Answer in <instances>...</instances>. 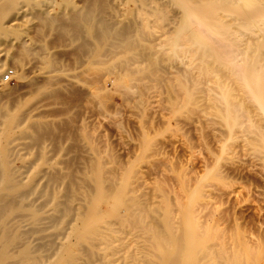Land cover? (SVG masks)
<instances>
[{
    "label": "rangeland",
    "instance_id": "rangeland-1",
    "mask_svg": "<svg viewBox=\"0 0 264 264\" xmlns=\"http://www.w3.org/2000/svg\"><path fill=\"white\" fill-rule=\"evenodd\" d=\"M177 1L0 0V73L13 68L0 83V152L22 194L0 187L8 262L68 263L75 250L82 264H166L179 249L172 264H264V71L256 52L236 56L264 30L229 7L210 11L207 29ZM225 24L248 39L217 38ZM185 32L209 44L207 60ZM74 215L101 235L79 241Z\"/></svg>",
    "mask_w": 264,
    "mask_h": 264
},
{
    "label": "bare ground",
    "instance_id": "bare-ground-1",
    "mask_svg": "<svg viewBox=\"0 0 264 264\" xmlns=\"http://www.w3.org/2000/svg\"><path fill=\"white\" fill-rule=\"evenodd\" d=\"M241 1H244V0H197V1H192V0H178L177 2H179L180 3V6L182 7V10L184 11V14H185V16L187 17V18H190V19H193V21L194 22H197L198 24H204L205 26H206V28L207 29H209V27H210V20H211V15L209 14L210 13V11H211V14H215V18H217V16H218V12H221V11H223V10H227L228 9V7H229V10H231V12L232 13H234V15L235 16H233V17H237V19L239 20V21H237L238 22V24L242 27V24H243V27L245 28L246 27V25H251L253 28H258V29H262V30H264V23L262 22V21H260V16L262 15V10L264 11V0H254L255 1V4L252 6V7H250V9L249 8H245V7H243L242 6V4L240 3ZM218 9H220L221 11H218ZM233 10V11H232ZM218 11V12H217ZM237 13V14H236ZM217 14V15H216ZM239 17V18H238ZM237 24V25H238ZM249 26H247V28L249 27ZM1 27V26H0ZM229 25L228 24H225V25H223L222 26V28H223V30L224 31H221L219 34H216V35H218L217 36V38L220 36V37H223L224 38V35H225V31L227 32V31H229L230 32V30H231V32L232 31H234V34L236 33L235 32V30H233V29H230V30H228L229 29ZM242 27V28H243ZM232 28V27H231ZM240 28V27H239ZM216 33H218V32H216ZM233 33V32H232ZM234 34H232V36L234 35ZM230 35H231V33H230ZM183 37H184V40L185 41H187L188 42V44H187V47H188V50L190 51V49L191 48H193V50H194V52L192 53V54H194L195 53V55L197 54L198 56L200 55V57H198V58H201L200 59V61L202 62V59L204 58L205 60H207L208 59V56H209V53H210V46H209V44L208 43H201V42H197V41H195V40H192L191 39V35L189 34V33H187V32H185V33H183V35H182ZM233 38H236V39H238L239 41H241L242 42V39L243 40H245V39H248L247 37H245L244 38V36H242L240 33H237V34H235V36L233 37ZM242 44L244 45V47H242V48H240V47H238V45L236 46V49H238V48H240L239 50H237L238 52H237V57H238V55L240 56V57H242V56H244V54L245 53H247V52H245V51H247V50H250L251 52L252 51H254V52H256V60H255V58H254V60L255 61H257V63L254 65V68H257V70L255 69L254 71H257V72H259L260 74L261 73H263V71H264V33H263V36L262 37H259L258 39H256V41L254 40H251V41H249V39L248 40H245V42H242ZM179 47H180V44H177V43H174L172 46H171V49H172V51L175 53V52H178V49H179ZM238 47V48H237ZM192 50V49H191ZM183 51V50H182ZM172 52V53H173ZM210 57V56H209ZM197 58V59H198ZM217 59V58H216ZM251 65H253V64H251ZM256 65H257V67H256ZM252 68V70H253V67H250V69ZM260 70H261V72H260ZM0 72H1V69H0ZM264 74H262V76H263ZM264 77V76H263ZM259 85L261 86L262 85V82L260 81L259 82ZM36 106V105H35ZM39 107L40 106H36V107H32V108H30V109H32V110H30L29 112H31V111H34V110H36V109H39ZM237 117V116H236ZM236 117H234V118H236ZM13 124V117L12 116H8V117H6V119H5V121H4V123H3V129H2V133H4V135L5 136H7V135H9V132H10V129H11V126H13L12 125ZM3 137V136H2ZM0 144H2L1 142H0ZM4 145V147L6 146V144H3ZM6 148L8 149V147L6 146ZM5 151V149H3V151H1L0 152V154L2 153V152H4ZM9 155V154H8ZM8 155H7V157H8ZM6 157V152H4L3 154H2V157H1V161H0V187H2V188H4V189H6V187H8V186H10L12 189H10V190H14V191H16L17 189H19L20 190V188H19V186L15 183L16 182V180L15 181H13L14 179H15V175L12 173V170L10 169V166H9V161H8V159H6L5 158ZM2 158H4V159H2ZM100 169V168H99ZM98 169V173L97 174H95L94 176H93V181H94V183H95V185H96V189H97V194H98V196L99 197H102V196H104L106 193H105V191L104 190H106L105 188H104V185H103V182H104V179H103V177H102V175L100 174L101 172V170H99ZM16 184V185H14V183ZM12 182V183H11ZM18 186V187H17ZM9 188V187H8ZM18 190V191H19ZM124 190V189H123ZM17 192V191H16ZM19 193H20V191H19ZM120 193H122V191H120ZM15 194V193H14ZM16 195V194H15ZM20 195H22V194H20ZM19 194H18V192H17V197H18V199H19V196H20ZM13 196V195H12ZM48 196H49V193H48ZM57 196V195H56ZM23 198V197H22ZM46 198V197H45ZM48 198V197H47ZM55 197H54V194H53V197H52V195L47 199V201L48 202H50L51 200L53 201L52 202V208L53 209H55V208H57L58 206H59V203L57 202V200L56 199H54ZM17 199V198H16ZM119 200V199H118ZM19 201V200H18ZM120 202V201H119ZM45 204V203H44ZM51 204V203H50ZM121 204H124V202H120V205ZM51 208V209H52ZM57 210V209H56ZM35 212V211H34ZM37 212V211H36ZM33 213V212H32ZM137 213H138V211H137ZM142 213V212H141ZM6 214V213H5ZM80 214V213H79ZM47 216H49V215H47ZM76 218H77V216L76 215H74ZM80 216V215H79ZM78 216V219L82 222L80 225V227H78L79 225H75L76 227H75V230H74V233H75V236L76 237H78V239H79V241H85V240H87L88 239V237L89 236H100L101 235V231L99 230L100 228H99V226H98V224L96 223V222H94V221H92L90 218H87V217H84L83 215H81L80 217ZM134 216H136V215H134ZM34 217V216H33ZM41 217V216H40ZM75 217H73V224H76V221L78 220V219H75ZM140 217V216H139ZM142 217V216H141ZM143 218V217H142ZM1 219V218H0ZM44 219V220H43ZM45 219H47L48 220V218L45 216L44 218H42V220L45 222ZM139 219H141V218H139ZM18 219H15V221H17ZM37 220V219H36ZM75 221V222H74ZM6 223V222H5ZM4 223V224H5ZM12 222H10V224H11ZM50 223V222H49ZM59 223H61V221H59ZM6 224H8V223H6ZM19 224H21V222L19 223ZM42 224H43V222H42ZM56 225H54V226H56L57 227V225H58V223H55ZM0 226H2L1 224H0ZM16 226H19L18 224H16ZM43 226V225H42ZM48 226V225H47ZM61 226V225H60ZM2 228V227H1ZM0 228V230L1 231H3L4 232V230L3 229H1ZM80 228V229H79ZM99 228V229H98ZM64 228L62 227L60 230H63ZM79 229V230H78ZM153 231H154V229H152ZM153 231H151L150 230V233H149V231H148V234H152V237L156 240V238L157 237H159V233L157 232V231H155V233L153 232ZM64 232H66V231H64ZM63 233V232H62ZM156 233H158V234H156ZM1 234H4V233H2L1 232ZM64 235H65V233H64ZM1 236V235H0ZM4 236L6 237V235L4 234ZM95 236V237H96ZM173 238H175L174 236H172ZM2 238H4L3 236H2ZM160 238L162 239V237L160 236ZM8 239H9V241H11L10 240V238L8 237L7 238V240L5 239V241H4V239L2 240V241H4L5 242V245H7V247L3 244V242L0 240V264H21L20 262H21V260L18 262H15V260H14V262H12V263H10V262H8V261H10L9 259H7L8 258V256L7 255H9L8 253V250H6V248H8L9 247V244L11 243H9L8 242ZM160 239H157V241H159ZM7 241V242H6ZM13 241V240H12ZM63 246V245H62ZM67 247H68V245H66ZM59 247L60 246H58V249H59ZM67 247L65 248H63V250H65V251H67L66 249H67ZM70 247V246H69ZM10 248V247H9ZM161 248V247H160ZM61 249L62 248H60V250L59 251H61ZM70 249H72V248H70ZM70 249H68V251L67 252H69L70 251ZM74 249V248H73ZM56 250V252H57V248L55 249ZM77 250V249H76ZM178 250V255H176L177 254V251H175V249H173V251H172V256L170 255V257H168V255H166L164 258H162V259H164V262L166 263V264H169V262H170V264H172V260H174V263H175V261H178L180 258H182V255H181V251L179 250V249H177ZM65 251H64V253H65ZM71 251H73V250H71ZM75 251V250H74ZM73 251V253H75L76 254V252H74ZM31 252V251H30ZM62 252V251H61ZM78 252V251H77ZM70 253V252H69ZM79 253H81V252H79ZM71 254V256H72V253H70ZM73 254V256H72V258H69V260L70 261H68V263H64V262H62L63 261V258L61 259L62 261H60V263H59V258H58V260L57 261H54L53 262V259H52V262L50 261V259L48 260V258L47 257H45V258H43V256H42V258L41 257H38L37 258V256H36V258H33L34 256L32 255V257H30V259H27V255L25 254V256H24V264H78V263H80V261H78V259H79V257L77 256L78 254ZM57 255V254H56ZM59 255V254H58ZM57 255V256H58ZM81 255H82V253H81ZM39 256V255H38ZM41 256V255H40ZM48 256V255H47ZM173 256H176V257H173ZM177 256H178V259H177ZM63 257V256H62ZM66 257V256H65ZM65 257H64V260H66L65 259ZM83 257V256H82ZM88 257H89V255H88ZM47 258V259H46ZM54 259H55V257H54ZM89 259H90V257H89ZM88 259V260H89ZM172 259V260H171ZM190 259H192V256L191 255H188V257H187V260L189 261ZM50 261V262H48V261ZM68 260V259H67ZM66 260V261H67ZM171 260V261H170ZM220 260L222 261V259H219V261L217 262L218 264H220L221 262H220ZM93 261V260H92ZM182 261H183V259H182ZM217 261V260H216ZM55 262H58V263H55ZM90 262V261H89ZM215 262V261H214ZM214 262H212L211 264H217V263H214ZM220 262V263H219ZM93 263H95V262H93ZM93 263H91V264H93ZM80 264H82V263H80ZM85 264V263H84Z\"/></svg>",
    "mask_w": 264,
    "mask_h": 264
},
{
    "label": "built area",
    "instance_id": "built-area-1",
    "mask_svg": "<svg viewBox=\"0 0 264 264\" xmlns=\"http://www.w3.org/2000/svg\"><path fill=\"white\" fill-rule=\"evenodd\" d=\"M13 68L8 67L2 73H0V83L12 81Z\"/></svg>",
    "mask_w": 264,
    "mask_h": 264
}]
</instances>
